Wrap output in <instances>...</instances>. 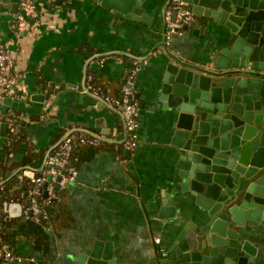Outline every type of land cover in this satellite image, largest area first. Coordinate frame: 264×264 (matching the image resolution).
<instances>
[{
    "label": "crops",
    "instance_id": "obj_1",
    "mask_svg": "<svg viewBox=\"0 0 264 264\" xmlns=\"http://www.w3.org/2000/svg\"><path fill=\"white\" fill-rule=\"evenodd\" d=\"M33 1L38 15L29 30L20 31L14 25L20 0H0V46L14 55L22 90L14 98L16 109L2 113L0 123L17 117L26 136L14 144L7 176L42 167L63 130L88 128L98 139L76 147L78 174L47 206V218L26 217L18 201L6 204L15 221L6 224L1 238L22 260L0 258V264H67L95 239L110 241L124 261L153 264L161 246H169L193 221L192 203L182 199L167 112L156 92L170 59L167 51L208 63L224 44L222 28L195 15L183 33L167 40L164 13L170 0H144L148 22L116 15L102 0ZM132 54L141 56L143 67L136 79L137 145L129 149L117 100ZM90 71L109 101L83 89ZM5 142L0 133V155ZM23 187L14 184L9 190ZM165 202L177 215L169 223H153ZM250 231L264 256V220L251 223Z\"/></svg>",
    "mask_w": 264,
    "mask_h": 264
},
{
    "label": "water",
    "instance_id": "obj_2",
    "mask_svg": "<svg viewBox=\"0 0 264 264\" xmlns=\"http://www.w3.org/2000/svg\"><path fill=\"white\" fill-rule=\"evenodd\" d=\"M143 1L102 3L116 15L148 22ZM185 1L195 15L222 28L224 44L203 64L167 51L156 92L167 112L182 199L192 203L193 221L161 246L153 264H264L249 236L251 223L264 220V0ZM18 103L3 97L0 115ZM8 129L9 121H2L1 135ZM176 215V207L165 202L152 222L163 225ZM67 264L137 263L115 254L110 241L95 239Z\"/></svg>",
    "mask_w": 264,
    "mask_h": 264
},
{
    "label": "built area",
    "instance_id": "obj_3",
    "mask_svg": "<svg viewBox=\"0 0 264 264\" xmlns=\"http://www.w3.org/2000/svg\"><path fill=\"white\" fill-rule=\"evenodd\" d=\"M38 15L37 8L33 0H20V9L17 11L14 25L20 31L29 30L32 26V20ZM165 38L168 40L174 34H181L186 26L195 20L194 12L187 7L185 0H170L165 8ZM142 61L134 58L132 66L122 86L121 97L117 100L120 106L121 115L124 118L125 133L127 138L124 144L127 148L133 149L137 145L138 128V100L137 74L142 69ZM21 76L15 69V58L9 48L0 46V101L3 97L11 96L16 98L21 95ZM85 91L109 101L108 95H99L89 89L87 82L83 84ZM15 119L12 116L9 119V125ZM61 136V141L56 147L47 153L44 165L38 169L22 168V176H27L28 181L24 184L26 187L27 202L21 203L23 213L26 217H33L36 221H41L48 217L47 206L53 200L59 197L57 187L65 186L68 181L74 180L78 174V167L73 162V153L75 148L81 142H95L97 135L89 134L84 131L69 132ZM87 134V135H86ZM89 135V136H88ZM1 184V183H0ZM1 198V196H0ZM16 201V200H15ZM7 213L6 205L1 204L0 199V217ZM0 220V230L2 229ZM156 242L161 241L160 236L155 237ZM0 258L22 260V256L15 255L11 246L0 237Z\"/></svg>",
    "mask_w": 264,
    "mask_h": 264
},
{
    "label": "trees",
    "instance_id": "obj_4",
    "mask_svg": "<svg viewBox=\"0 0 264 264\" xmlns=\"http://www.w3.org/2000/svg\"><path fill=\"white\" fill-rule=\"evenodd\" d=\"M133 61V59H131ZM87 85L89 86V89L93 92H97L99 95H107L106 90L103 88V85L99 82L98 78L91 73V71L88 73L87 76ZM18 118L15 117V119L11 122L9 131L6 135V142H5V148L4 153L0 155V182L4 179H6L8 176L9 171V165L7 164L8 159L10 155L15 151L14 144L21 143L22 141L26 140V136L23 132V130L18 128ZM18 128V129H17ZM65 133V130L61 133L60 137ZM81 133V132H78ZM87 135V134H86ZM89 136V135H88ZM76 151V148H75ZM75 151L73 153V162L77 165V160L75 158L76 155ZM22 171H18L17 173L13 174L8 180L0 184V196H1V204L6 205L7 203L11 201H20L23 203L27 202V196H26V187L18 188L17 193H10L9 188L14 184H20L24 185L28 181L27 176H22ZM22 189V190H21ZM57 191L60 195V188L57 187ZM56 200V199H55ZM53 200V202L55 201ZM52 202V203H53ZM9 217V213L5 215H2L0 217L1 223H2V229L0 230V237L1 234H4V227L7 223H13L15 220ZM44 220V218H43Z\"/></svg>",
    "mask_w": 264,
    "mask_h": 264
}]
</instances>
